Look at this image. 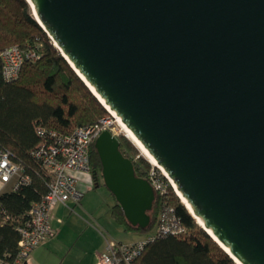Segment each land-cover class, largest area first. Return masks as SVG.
<instances>
[{
  "label": "water",
  "instance_id": "95a60500",
  "mask_svg": "<svg viewBox=\"0 0 264 264\" xmlns=\"http://www.w3.org/2000/svg\"><path fill=\"white\" fill-rule=\"evenodd\" d=\"M25 1L232 261L264 264V0ZM93 147L104 188L146 229L149 182L109 131Z\"/></svg>",
  "mask_w": 264,
  "mask_h": 264
},
{
  "label": "trees",
  "instance_id": "16d2710c",
  "mask_svg": "<svg viewBox=\"0 0 264 264\" xmlns=\"http://www.w3.org/2000/svg\"><path fill=\"white\" fill-rule=\"evenodd\" d=\"M36 40L41 44L40 58L25 62L15 81L3 80L0 61V151L9 153L29 178L18 189L0 193V259L5 261L12 260L17 253V228L28 220L31 206L40 202L48 190V175L32 156L42 142L37 128L69 135L76 128L95 125L108 114L53 47L28 3L0 0V53L14 45L25 48ZM117 140L121 154L131 160L135 176L146 179L148 160L137 158L138 148L125 136H118ZM89 165L93 184L98 187L100 162L93 142L89 147ZM148 215L150 223L146 229L133 227L113 198L110 216L124 232L143 235L155 230L162 217L174 218L181 228L180 233L162 235L147 243L132 264H236L192 218L172 190L167 197L155 194Z\"/></svg>",
  "mask_w": 264,
  "mask_h": 264
},
{
  "label": "built area",
  "instance_id": "2783aa9c",
  "mask_svg": "<svg viewBox=\"0 0 264 264\" xmlns=\"http://www.w3.org/2000/svg\"><path fill=\"white\" fill-rule=\"evenodd\" d=\"M40 48L41 44L36 40L25 48L14 45L1 52L3 80L15 81L25 62H35L40 58ZM109 115L93 126L76 128L69 135L46 131L41 127L37 128V135L42 142L33 151L32 156L48 175V190L40 202L31 206L28 220L17 228L19 240L15 257L9 261L0 259V264H28L34 250L56 234L52 226L56 207L80 202L83 191L79 188L78 180L72 172L91 174L89 147L102 131H109L116 139L119 136L114 127L116 120L110 113ZM146 176L154 194L167 197L170 190L174 192L170 180L158 167L150 164ZM28 182L29 178L23 175L21 168L11 160L9 153L0 151L1 185L3 187L9 185L11 190H16L20 185ZM159 223L154 233L138 242L131 244L107 242L104 252L97 259V264H132L139 257L145 245L156 237L181 232L179 223L174 218L166 220L162 217Z\"/></svg>",
  "mask_w": 264,
  "mask_h": 264
},
{
  "label": "crops",
  "instance_id": "0c3cea01",
  "mask_svg": "<svg viewBox=\"0 0 264 264\" xmlns=\"http://www.w3.org/2000/svg\"><path fill=\"white\" fill-rule=\"evenodd\" d=\"M83 191L79 203L59 205L54 211L52 226L55 236L37 247L28 264H97V259L105 250L107 242L131 244L146 236L124 232L110 216L106 208L105 216L101 213L99 201L93 193L96 188L91 174L72 172ZM10 189L2 186L0 193ZM105 235H104V233Z\"/></svg>",
  "mask_w": 264,
  "mask_h": 264
},
{
  "label": "bare ground",
  "instance_id": "6f19581e",
  "mask_svg": "<svg viewBox=\"0 0 264 264\" xmlns=\"http://www.w3.org/2000/svg\"><path fill=\"white\" fill-rule=\"evenodd\" d=\"M53 43V42H52ZM53 46L57 49V46L53 43ZM58 50V49H57ZM87 84V83H86ZM87 87L89 88V90L93 93L94 96H96V98L99 100V102L102 104V106L115 118V120L117 121L118 125L120 126L122 132L124 133V135L138 148V150L141 152V154L148 160V162L150 164H152L153 166L158 167L161 172L163 173V175L169 179L168 175L158 166V164L153 160V158L149 155V153L145 150V148L139 143V141L133 136V134L127 129V127L119 120V118L108 108V106L95 94V92L93 91V89L87 84ZM170 180V179H169ZM171 182V180H170ZM175 195L179 198V200L182 202V204L185 206V208L188 210V212L190 213V215L195 219V221L205 230V232L207 234H209V236H211V238L214 241H217L212 235L211 233L205 229V227L203 226V223L197 219L195 217V215L193 214L189 204L187 203V201L182 197V195L180 194V192L177 190V188L175 187V185L171 182ZM219 246L221 248H223V250L229 255L228 250L223 247L221 244H219ZM232 257V256H231ZM234 262L236 264H240L237 260L234 259Z\"/></svg>",
  "mask_w": 264,
  "mask_h": 264
},
{
  "label": "rangeland",
  "instance_id": "374dc122",
  "mask_svg": "<svg viewBox=\"0 0 264 264\" xmlns=\"http://www.w3.org/2000/svg\"><path fill=\"white\" fill-rule=\"evenodd\" d=\"M48 39H49V38H48ZM49 40H50V39H49ZM50 42H51V41H50ZM107 113H108L107 116H110V115H109V112H107ZM114 127L117 129V131H118V133H119V136H125L124 133L122 132L120 126L118 125L117 121L114 123ZM125 138H127V137L125 136ZM127 139H128V138H127ZM128 140H129V139H128ZM137 150H138V149H137ZM138 155L141 156V157H143V158H145V157L141 154V152H140L139 150H138ZM98 183H99V186L96 187V188L94 189L93 193L96 195V197H97V201H99L100 206H101V204H102V206H101V208H100V211H101L102 214H104L105 211H106V208L109 207V206L113 203V198H112L111 195L108 193V191H107V190L101 185V184H102V181H101L100 178L98 179ZM104 216H105V214H104ZM154 231H155L154 229H151L150 231H148L147 233H144L143 235L148 236V235L154 233ZM103 233H104V232H103ZM104 235H105V233H104Z\"/></svg>",
  "mask_w": 264,
  "mask_h": 264
}]
</instances>
